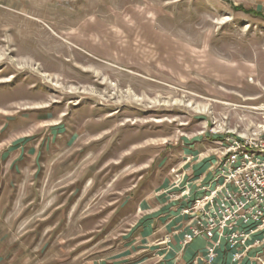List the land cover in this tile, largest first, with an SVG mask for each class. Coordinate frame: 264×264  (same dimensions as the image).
<instances>
[{"label":"rangeland","instance_id":"1","mask_svg":"<svg viewBox=\"0 0 264 264\" xmlns=\"http://www.w3.org/2000/svg\"><path fill=\"white\" fill-rule=\"evenodd\" d=\"M237 137L264 0H0V264H203L160 220Z\"/></svg>","mask_w":264,"mask_h":264},{"label":"built area","instance_id":"2","mask_svg":"<svg viewBox=\"0 0 264 264\" xmlns=\"http://www.w3.org/2000/svg\"><path fill=\"white\" fill-rule=\"evenodd\" d=\"M225 141L214 167L215 186L203 188L205 193L187 210L193 224L182 240L187 245L203 238L208 264L216 257L219 241H214L215 235L225 239L233 261L242 257L251 235L261 233V241L255 244L264 242V140L237 137Z\"/></svg>","mask_w":264,"mask_h":264},{"label":"crops","instance_id":"3","mask_svg":"<svg viewBox=\"0 0 264 264\" xmlns=\"http://www.w3.org/2000/svg\"><path fill=\"white\" fill-rule=\"evenodd\" d=\"M206 172L205 179H201L195 183L191 188H188L187 191L181 192L180 201L174 203L177 209L175 212H171L167 217L161 219V223L167 222L166 232L171 233L172 240L175 242L182 241L183 237L190 232V227L192 226L191 218L188 215L182 213V210L189 206L193 200L201 197L205 192L203 188L212 190L215 186L213 183L215 171L213 167L204 169ZM199 176V173H197ZM196 176V177H197ZM170 211H164V215ZM261 233H256L251 235L245 245V248L241 250L242 257L238 261H233L232 254L233 252L228 248L224 238L219 239L218 235H215L214 241H219L218 246L216 247V257L211 264H264L259 263L256 258H261L264 260V242L255 244L256 241H261ZM207 247V242L198 237L189 243L185 249V255L190 256L199 254L203 261L201 263L206 264L205 262V249ZM188 257V258H190Z\"/></svg>","mask_w":264,"mask_h":264}]
</instances>
